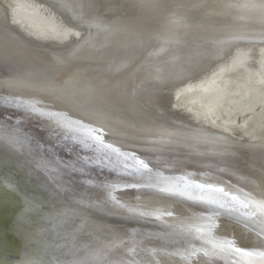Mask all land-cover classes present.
Segmentation results:
<instances>
[{
  "label": "bare ground",
  "instance_id": "bare-ground-1",
  "mask_svg": "<svg viewBox=\"0 0 264 264\" xmlns=\"http://www.w3.org/2000/svg\"><path fill=\"white\" fill-rule=\"evenodd\" d=\"M0 61L13 68L0 69V264H236L199 251L211 245L185 231L192 223L214 222L213 238L264 251L245 228L247 209L229 214L207 200L128 187L147 181L115 157L111 167L85 163L106 154L23 106L43 100V111L89 124L106 105L116 113L104 121L106 144L135 151L153 173L258 200L264 0H0ZM217 137L229 138V155ZM149 205L159 219L139 215ZM109 234L137 254L106 257ZM191 247L198 251H184Z\"/></svg>",
  "mask_w": 264,
  "mask_h": 264
},
{
  "label": "snow or ice",
  "instance_id": "snow-or-ice-1",
  "mask_svg": "<svg viewBox=\"0 0 264 264\" xmlns=\"http://www.w3.org/2000/svg\"><path fill=\"white\" fill-rule=\"evenodd\" d=\"M71 55V54H70ZM60 60V58H57ZM62 62V61H61ZM37 104L41 105L40 109H37L34 105L26 104L23 105L27 109L32 111H39L40 115L48 116L54 119L58 126L72 127L76 137L85 148H92L95 146L96 152L105 153V159H97L92 156L84 158L85 163L104 166H113L111 157H115V160L120 163H124V170L128 171L129 175H135L141 179H146L147 183L140 185H127L128 187H150L156 188L160 193H174L180 196H188L190 199L207 200L210 205H218L220 209L225 210L229 214L240 213L241 209H247L243 212L242 217L246 221L245 228L249 231V237L255 239L256 244L264 249V165H262L260 181L262 191L260 192V199L249 197L247 194L244 195V199L241 200L238 196L232 195L230 191H226L224 187H219L212 183H197L195 180H188L185 177H172L164 176L162 173H153L149 163L144 159L139 158L135 151H121V148L113 147L112 144H106L104 140V121L109 119L110 116L116 115L113 109L108 108L106 105H101L95 112L94 118L90 120L89 124H84L82 120L70 121L67 118L60 116L57 113L45 112L42 109L46 107L43 104V100L36 101ZM17 107L22 105L17 104ZM99 124V127L93 125ZM153 146L159 141H152ZM215 143L219 147V154L222 156L229 155L232 152V144L229 143L227 137L215 138ZM234 143V142H233ZM71 151V149H70ZM107 161V164H105ZM130 161L131 163H126ZM79 162V157L77 158ZM65 168H71L73 171L76 170V165L73 162H69L64 165ZM151 212H141V217L155 215L157 219L160 218V209L155 208L153 205ZM123 207V206H121ZM127 211L132 213L134 210L128 208ZM213 217L219 216L220 213L216 209H212ZM168 217H172L171 211H165ZM203 220H211L212 217H201ZM215 227L214 222L208 225L199 223H192L191 225L185 226V231L198 237L200 240L211 245V247H205L199 249L203 251L207 256L214 255H226L238 257L236 264H264V251H249L242 247H237L235 242L228 239L218 240L210 235V230ZM207 232L208 234H204ZM108 243L104 246L105 256H116L117 254L124 255L128 254L135 256L137 249L135 246L127 247L123 237L109 234L105 237ZM133 245L140 243L139 241L133 240ZM127 249L126 253L124 249ZM153 251V250H149ZM184 251L189 254H193L198 250L195 247L186 248ZM259 257L257 260L256 258ZM72 264H78V262H72ZM102 264H149L146 260L141 259H104Z\"/></svg>",
  "mask_w": 264,
  "mask_h": 264
},
{
  "label": "rangeland",
  "instance_id": "rangeland-1",
  "mask_svg": "<svg viewBox=\"0 0 264 264\" xmlns=\"http://www.w3.org/2000/svg\"><path fill=\"white\" fill-rule=\"evenodd\" d=\"M252 77H253V80H254V79H256V78L258 77V75L255 73V74H253ZM181 98H182V97L180 96V97H178V98L176 99V103H177L178 105H179L180 102H181V101H179ZM177 100H178V101H177ZM178 105H177V106H178ZM178 108H179V107H178ZM233 109H234V108H233ZM235 110H236L235 112H238V114H239V112L241 111V110H239V109H235ZM252 122H253V121H251V122L248 123V121H247V123H248V127H251V126H252V127L255 128V127H256V124H254V123H252ZM250 123H251V124H250ZM252 127H251V129H250L251 131L254 129V128L252 129Z\"/></svg>",
  "mask_w": 264,
  "mask_h": 264
},
{
  "label": "water",
  "instance_id": "water-1",
  "mask_svg": "<svg viewBox=\"0 0 264 264\" xmlns=\"http://www.w3.org/2000/svg\"><path fill=\"white\" fill-rule=\"evenodd\" d=\"M0 69H6V70H10V69H13L12 67H11V65H8V64H5V63H3L2 61H0Z\"/></svg>",
  "mask_w": 264,
  "mask_h": 264
}]
</instances>
